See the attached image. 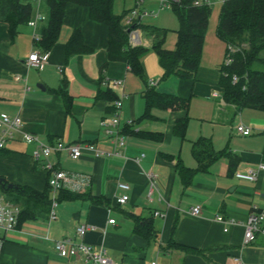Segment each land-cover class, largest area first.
<instances>
[{
	"label": "crops",
	"instance_id": "obj_1",
	"mask_svg": "<svg viewBox=\"0 0 264 264\" xmlns=\"http://www.w3.org/2000/svg\"><path fill=\"white\" fill-rule=\"evenodd\" d=\"M28 1L32 5L29 19L36 13L43 17L34 27L22 24L10 36L7 24L0 21V112L19 114L21 130L36 134L44 142H90L110 150L112 143L100 121L112 116L111 92L116 97L121 95L120 125H129L123 133V153L129 158L94 157L88 153L77 159L66 154L51 155L50 161L63 170L88 177L83 186L74 183L80 187L77 192L88 191L89 196L107 203H96L91 197L56 200L46 218L17 222L13 230L2 234L0 264H84L75 257L58 256L52 246L54 239L73 236L78 224L90 226L83 235L84 241L104 247L112 262L264 264L263 236L255 234L251 242L244 244L242 225L249 212L264 210V170L253 181L234 177L235 172L264 162L263 113L251 108L235 110L222 100L217 85L219 68L213 76L207 77L209 70L201 66L192 79L170 76L162 80V68L152 50L142 57L143 77L134 74L124 62L109 61L107 26L90 19L88 9L82 5L66 6L55 43L48 51H41L34 44L33 33L40 37L49 9L45 0ZM141 2H134L132 9ZM74 29L80 31L88 50L65 57V45ZM137 30L138 44L150 48L152 37ZM35 48L48 53V63L41 69L25 64ZM154 78L157 79L153 81ZM105 79H121L122 88L107 86ZM148 87L181 98H209L212 109L207 116L208 127H201L197 137H186L184 133L181 139L173 133V124L176 118L187 115V109L152 107L149 115L142 117L143 94ZM239 124L249 126L250 132L237 133ZM201 137L223 153L207 170L195 171L190 181L183 184L176 164L196 167L191 147ZM31 147L17 136L6 141L0 149V176L15 186L28 185L41 191L48 173L30 157ZM134 157L140 158L135 162L130 159ZM147 170L156 174L161 199L156 193L151 200L146 197ZM119 181L129 186L127 191L117 187ZM122 193H127L128 200L118 205L116 198ZM195 204L200 205V213L191 216L187 210ZM155 211L157 215L153 214ZM124 213L147 218L151 236L137 232L132 217ZM216 214L236 223H220L215 220ZM110 218L114 223L108 222ZM183 246L203 251L205 257L188 252ZM234 257H239V262Z\"/></svg>",
	"mask_w": 264,
	"mask_h": 264
},
{
	"label": "trees",
	"instance_id": "obj_2",
	"mask_svg": "<svg viewBox=\"0 0 264 264\" xmlns=\"http://www.w3.org/2000/svg\"><path fill=\"white\" fill-rule=\"evenodd\" d=\"M45 1L49 9L47 24L42 29L38 40L34 41L35 46L41 51H48L55 43L63 23L66 6L68 4L82 5L88 9L90 19L107 26L106 55L109 61L124 62L134 74L143 77L142 57L148 50H152L157 55L158 63L162 68V80L170 76L179 79H192L195 76L207 30L210 5H195V0L170 1L178 27L175 30V45L172 49H167L163 46L166 35L164 28L144 23L140 18H134L132 23L127 25L122 19L128 11L115 13L113 0ZM139 1L134 0L135 3ZM31 7V2L28 0H0V21L7 24L10 36L17 33L20 25L27 23L31 15ZM131 28H140L152 37L150 48L129 43L128 30ZM215 34L226 45L225 58L230 57V62L219 67L220 75L217 85L220 88L222 100L233 105L235 110L256 109L264 116V0H226L221 3ZM87 50L80 31L74 29L65 45V57ZM232 76H236L237 80L233 82ZM143 97L145 110L142 117L148 116L152 107L183 110L187 108V99L158 92L154 87H148ZM117 98L111 92L109 99L113 102ZM113 109L112 104V112ZM187 120V115H183L176 118L173 124V133L181 139H184ZM128 129L129 125L125 124L121 132L126 133ZM191 152L197 163L195 168L176 164V171L183 184L190 181L195 171L207 170L209 165L223 153V150L215 151L210 140L201 137L192 143ZM0 189L7 201L19 207L17 222L48 216L51 207L48 175L46 185L41 191L28 185H14L10 188L0 187ZM86 197H91L88 191L77 192L61 188L57 192L56 200H75ZM91 198L96 203H107L100 197ZM124 215L132 217L137 232L146 237L151 236L152 229L147 218H139L129 213ZM169 243L173 244V242ZM182 248L205 257L203 251L184 246Z\"/></svg>",
	"mask_w": 264,
	"mask_h": 264
},
{
	"label": "built area",
	"instance_id": "obj_3",
	"mask_svg": "<svg viewBox=\"0 0 264 264\" xmlns=\"http://www.w3.org/2000/svg\"><path fill=\"white\" fill-rule=\"evenodd\" d=\"M38 3L40 0H33ZM171 0H159V8L163 7L165 3L170 5ZM224 3L226 0H218ZM212 0H195V5H211ZM130 18L125 19L127 25L132 23L134 18H141L147 16L149 13L145 10L137 12L136 9L130 11ZM43 17L36 13L33 18L27 21V24L34 27L37 20ZM38 36L33 33V41L38 40ZM128 41L131 45H136L139 43V33L135 28H131L128 32ZM230 62V57L225 58V64ZM48 63V53L40 52L37 48L33 49L25 64L27 67L41 69ZM60 71V69H59ZM237 77L232 76V81H236ZM104 83L111 88L121 89L123 82L121 79H105ZM215 95V94H214ZM113 112L112 116L109 118H104L100 121L101 125L104 127V133L112 143V148L110 150H102L96 147L90 142H73L66 143L60 140L54 143H47L42 141L36 134L32 132H26L21 130V118L19 114L8 115L4 112H0V148H2L6 141L18 137L25 144L32 146L30 150V157L33 161L38 162L41 167L48 173V185L50 187L51 205L56 204L55 195L61 188H65L71 191H78L79 185L74 183L79 182L80 186L85 185L88 182V177L82 174H74L63 170L59 166L53 164L50 161V156L54 154H66L71 159H77L82 155L88 153L94 157H119L123 159H128L129 157L123 153L125 146V140L123 133L121 132L120 125V108H121V95L115 99L113 102ZM130 123V122H128ZM236 132L239 134H248L250 128L243 124L236 126ZM142 156V155H141ZM140 156V157H141ZM140 157L130 158L137 162ZM264 170V162H259L254 168H249L244 172H235L234 177L237 179L253 181L259 171ZM145 178L147 180V191L146 197L148 200L152 199L153 193L157 194L158 199L162 196L158 191L156 184V174L152 171L147 170L144 172ZM117 187L127 191L129 186L124 182H117ZM128 200L127 193H122L116 198V203L122 205ZM200 205L195 204L191 206L187 212L191 216H196L200 213ZM20 209L17 205L8 202L2 194H0V251L3 245V233L13 230L18 221ZM157 215L158 212H153ZM50 217L54 216L50 214ZM215 220L220 223H227L228 225L236 223L231 218H225L221 214L215 215ZM109 223H114V219H108ZM264 210L257 212H249L245 221L242 222L243 225V243L247 244L251 242L255 234H261L264 239ZM90 229L87 224H78L75 228L73 236H63L58 239H54L52 246L54 251L60 257H75L80 259L84 264H126L125 262H112L107 256L106 250L102 246H94L83 239L85 232ZM227 227L224 228V231ZM236 262H239V257L233 258ZM154 264V263H152Z\"/></svg>",
	"mask_w": 264,
	"mask_h": 264
},
{
	"label": "rangeland",
	"instance_id": "obj_4",
	"mask_svg": "<svg viewBox=\"0 0 264 264\" xmlns=\"http://www.w3.org/2000/svg\"><path fill=\"white\" fill-rule=\"evenodd\" d=\"M210 5V12L208 17L207 30L204 35V40L202 44L201 57L198 68L201 66L207 67L209 73L205 74L208 76H213L217 74V69L225 63V47L226 45L218 39L215 34V28L218 20V13L221 7V2L218 0H212ZM159 0H142V2L136 6L137 12L139 10H146L151 12L147 16L141 17L142 22L148 23L150 25H155L166 30V35L164 38L163 46L167 48H173L176 41V33L174 29L178 27V21L175 13L171 9L168 3L161 8L158 7ZM134 0H113V9L115 13H121L122 11H128L124 15L123 19L130 18V10L134 8ZM137 29V28H136ZM140 29V28H138ZM152 56L157 60L156 54L151 51ZM197 68V70H198ZM209 74V75H208ZM157 78H154L156 80ZM181 98L180 96H177ZM187 99V116L188 122L185 131V136L197 137L199 135V129L207 128L209 122L207 116L210 115L212 109V103L209 98L200 96H191ZM246 109V108H245ZM244 109V110H245ZM237 117H235L236 119ZM206 120V123H205ZM244 125V124H243ZM249 127V126H248ZM187 132H189L187 134Z\"/></svg>",
	"mask_w": 264,
	"mask_h": 264
},
{
	"label": "water",
	"instance_id": "obj_5",
	"mask_svg": "<svg viewBox=\"0 0 264 264\" xmlns=\"http://www.w3.org/2000/svg\"><path fill=\"white\" fill-rule=\"evenodd\" d=\"M128 30V29H127ZM129 31V30H128ZM39 86V85H38ZM14 185L12 183H7L3 177L0 176V187H6L10 188L13 187Z\"/></svg>",
	"mask_w": 264,
	"mask_h": 264
}]
</instances>
